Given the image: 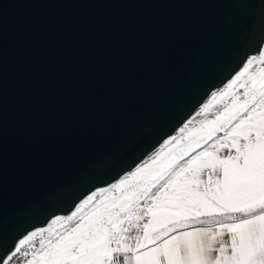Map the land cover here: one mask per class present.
<instances>
[{"label":"water","instance_id":"1","mask_svg":"<svg viewBox=\"0 0 264 264\" xmlns=\"http://www.w3.org/2000/svg\"><path fill=\"white\" fill-rule=\"evenodd\" d=\"M264 47V0H0V241L66 215Z\"/></svg>","mask_w":264,"mask_h":264},{"label":"snow or ice","instance_id":"2","mask_svg":"<svg viewBox=\"0 0 264 264\" xmlns=\"http://www.w3.org/2000/svg\"><path fill=\"white\" fill-rule=\"evenodd\" d=\"M0 264H264V47L147 159L0 241Z\"/></svg>","mask_w":264,"mask_h":264},{"label":"rangeland","instance_id":"3","mask_svg":"<svg viewBox=\"0 0 264 264\" xmlns=\"http://www.w3.org/2000/svg\"><path fill=\"white\" fill-rule=\"evenodd\" d=\"M200 119H202V117H197V119H196V121H194V123H193V126L192 127H194V128H199V120ZM191 135H196V133L195 132H192L191 133ZM173 147L175 148L176 146L175 145H173ZM226 154V152H221V155H225ZM205 180L207 179V173H205ZM226 238V237H225Z\"/></svg>","mask_w":264,"mask_h":264},{"label":"crops","instance_id":"4","mask_svg":"<svg viewBox=\"0 0 264 264\" xmlns=\"http://www.w3.org/2000/svg\"><path fill=\"white\" fill-rule=\"evenodd\" d=\"M225 239H227V237Z\"/></svg>","mask_w":264,"mask_h":264}]
</instances>
